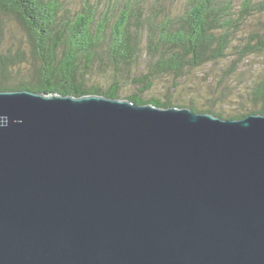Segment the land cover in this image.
Instances as JSON below:
<instances>
[{
	"label": "water",
	"instance_id": "95a60500",
	"mask_svg": "<svg viewBox=\"0 0 264 264\" xmlns=\"http://www.w3.org/2000/svg\"><path fill=\"white\" fill-rule=\"evenodd\" d=\"M0 264H264V114L0 91Z\"/></svg>",
	"mask_w": 264,
	"mask_h": 264
},
{
	"label": "trees",
	"instance_id": "16d2710c",
	"mask_svg": "<svg viewBox=\"0 0 264 264\" xmlns=\"http://www.w3.org/2000/svg\"><path fill=\"white\" fill-rule=\"evenodd\" d=\"M68 2L0 0V91L98 94L221 118L264 114V73L250 71L243 88L227 83L264 56V0H184L172 11L159 0H81L72 10ZM8 16L21 32H10ZM210 65L223 88L176 97ZM157 84L164 92L147 96ZM231 96L234 108H223Z\"/></svg>",
	"mask_w": 264,
	"mask_h": 264
},
{
	"label": "rangeland",
	"instance_id": "374dc122",
	"mask_svg": "<svg viewBox=\"0 0 264 264\" xmlns=\"http://www.w3.org/2000/svg\"><path fill=\"white\" fill-rule=\"evenodd\" d=\"M157 0H144V2L146 4H151L152 2H155ZM184 0H159V3L162 4V6H165L166 9L168 10H173L176 7H179L181 5V3ZM81 3V0H69L67 6L72 10L76 7H78ZM5 18V17H4ZM6 22L10 25L11 31L10 32H21L19 30V26L16 24V22L14 21V19L10 16L6 17ZM213 66L210 65V71H209V67H206L204 70H197L194 72V74L188 78L185 79L182 83V89H179L177 91V98H184V99H189L190 97V91H192L194 89H200V90H207L210 87V89L212 90H217L220 88H223V83L219 82V75L216 74L215 72L217 71H213L212 70ZM250 71L253 72V75H263L264 73V56L262 57H255L253 59H249L248 61H246L240 68L239 71L236 73V75L231 79L230 82H227L228 84L232 83V87H239V88H243V86L246 84V82H248L249 79V74ZM167 85V83H165ZM187 84L189 86H187ZM165 88L162 87L161 84H157L154 89L152 90V92H150L147 96H150L152 94L158 95L161 94L162 92H164ZM193 92V91H192ZM233 97H230V103L226 104L223 106V108L225 109H232L234 108V102Z\"/></svg>",
	"mask_w": 264,
	"mask_h": 264
}]
</instances>
